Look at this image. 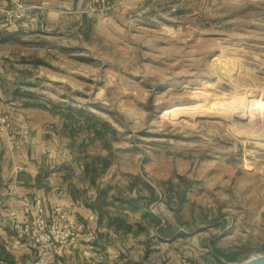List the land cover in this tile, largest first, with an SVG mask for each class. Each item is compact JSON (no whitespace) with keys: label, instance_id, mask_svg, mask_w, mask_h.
I'll return each instance as SVG.
<instances>
[{"label":"rangeland","instance_id":"rangeland-1","mask_svg":"<svg viewBox=\"0 0 264 264\" xmlns=\"http://www.w3.org/2000/svg\"><path fill=\"white\" fill-rule=\"evenodd\" d=\"M76 1L62 47L17 37L32 40L17 95L45 140L37 152L94 234L52 264L264 252V0Z\"/></svg>","mask_w":264,"mask_h":264},{"label":"crops","instance_id":"crops-1","mask_svg":"<svg viewBox=\"0 0 264 264\" xmlns=\"http://www.w3.org/2000/svg\"><path fill=\"white\" fill-rule=\"evenodd\" d=\"M44 1L47 8L40 10L38 8L30 9L32 20L26 28L20 26H4L0 24V46L6 44L9 47L7 52L0 51V109L8 111L14 121L18 124L28 125L30 128L28 143L26 146L27 160L26 167L16 176L17 188L28 195H44L47 198L48 206L53 205L59 199L56 196V189L62 191V201L64 202L69 213L75 218L82 219L88 215V209L81 199L76 195L73 185L64 182L59 176L60 171L47 168L42 153L37 152L39 144H44L42 136L37 134L35 126L30 124L26 118L24 111V103L18 97L24 89V79L20 74L17 65L18 61L28 60L30 53L29 47L31 41L29 39L17 41L19 34L28 37L31 34H40L45 37H52L49 42L41 41L38 43L43 48L62 47L63 43L59 39V35L63 28L62 13L65 8H70L75 0H26L30 5H37ZM79 2L76 1V4ZM6 0H0V6H6ZM72 31V27L69 29ZM22 45V49L18 51L15 46ZM28 46V47H27ZM24 48H27L26 50ZM3 137L0 135V211L10 206L6 197L7 184L14 178L12 173V160L5 155L2 146ZM36 151V152H35ZM44 151V150H41ZM0 264H31V255L28 248H22L15 244V232L7 225L0 221Z\"/></svg>","mask_w":264,"mask_h":264},{"label":"built area","instance_id":"built-area-1","mask_svg":"<svg viewBox=\"0 0 264 264\" xmlns=\"http://www.w3.org/2000/svg\"><path fill=\"white\" fill-rule=\"evenodd\" d=\"M0 6V18L5 25L26 28L32 19V8L43 9L46 3L30 5L26 0H6ZM0 135L5 155L12 160L14 178L7 184L6 197L10 204L0 211V221L15 232V244L33 249L31 264H52L58 255L78 241L89 242L94 238L84 220L75 218L62 201V191L56 189L58 201L48 206L46 196L28 195L17 188L15 176L26 167L28 130L16 123L8 111L0 109Z\"/></svg>","mask_w":264,"mask_h":264},{"label":"water","instance_id":"water-1","mask_svg":"<svg viewBox=\"0 0 264 264\" xmlns=\"http://www.w3.org/2000/svg\"><path fill=\"white\" fill-rule=\"evenodd\" d=\"M230 264H264V252L253 253L238 263L236 262V263H230Z\"/></svg>","mask_w":264,"mask_h":264},{"label":"trees","instance_id":"trees-1","mask_svg":"<svg viewBox=\"0 0 264 264\" xmlns=\"http://www.w3.org/2000/svg\"><path fill=\"white\" fill-rule=\"evenodd\" d=\"M237 255H238V252H232V253H230V254H222V257L225 259V260H227V261H236L237 260ZM0 256H2L1 255V252H0Z\"/></svg>","mask_w":264,"mask_h":264},{"label":"bare ground","instance_id":"bare-ground-1","mask_svg":"<svg viewBox=\"0 0 264 264\" xmlns=\"http://www.w3.org/2000/svg\"><path fill=\"white\" fill-rule=\"evenodd\" d=\"M262 105L264 106V101L262 102ZM170 106V105H169ZM178 109V107L177 106H170L169 108H165V109H163V112L164 113H166V112H171V111H174V110H177Z\"/></svg>","mask_w":264,"mask_h":264}]
</instances>
